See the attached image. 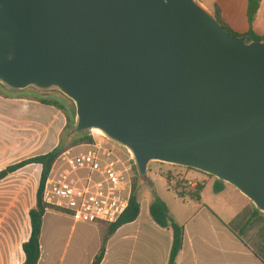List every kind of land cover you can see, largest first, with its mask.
<instances>
[{
    "label": "water",
    "instance_id": "1",
    "mask_svg": "<svg viewBox=\"0 0 264 264\" xmlns=\"http://www.w3.org/2000/svg\"><path fill=\"white\" fill-rule=\"evenodd\" d=\"M0 84L58 92L143 178L192 168L264 213V39L201 0H0Z\"/></svg>",
    "mask_w": 264,
    "mask_h": 264
},
{
    "label": "crops",
    "instance_id": "2",
    "mask_svg": "<svg viewBox=\"0 0 264 264\" xmlns=\"http://www.w3.org/2000/svg\"><path fill=\"white\" fill-rule=\"evenodd\" d=\"M262 3L263 0L253 24H249L244 33L251 28L256 32V21ZM219 6L224 20L235 30L224 7ZM24 102V97H11L0 92L1 156L8 155L9 139L16 142L18 152L19 143L23 144L25 139V118L27 114L37 113L26 109ZM57 118L58 115L54 113L52 127ZM55 147L56 145L52 149ZM31 165L36 167L37 181L40 182L42 165L30 164L22 169ZM13 174L15 172L6 178ZM199 181L203 184L199 197L191 195L196 186L179 184L175 194L164 196L156 190L155 197H145L140 201L138 218L122 225L108 237L106 253L101 264H169L173 232L158 225L152 218L150 205L156 198L167 203L170 215L184 227L183 247L175 264H264V213L230 183H225L222 191L215 192V178L209 181V177L205 175ZM182 189L183 194H179ZM101 238L96 243L89 264H92L102 247ZM42 248L44 247L41 245ZM24 260L25 254L21 262L14 264H21Z\"/></svg>",
    "mask_w": 264,
    "mask_h": 264
},
{
    "label": "rangeland",
    "instance_id": "3",
    "mask_svg": "<svg viewBox=\"0 0 264 264\" xmlns=\"http://www.w3.org/2000/svg\"><path fill=\"white\" fill-rule=\"evenodd\" d=\"M201 1L212 10L215 3L222 5L236 31L244 33L249 27L248 0ZM256 32L264 35V0L257 17ZM0 92L11 97H24L25 108L37 112L27 114L25 118V139L23 144L19 143L18 152H16V142L9 139L8 155H0V170L22 159L45 153L58 145L67 125L66 115L54 106L41 103L40 99L57 100L64 105L68 113H71L73 105L69 100L58 92H39L33 89L14 92L1 84ZM54 113L58 115V118L52 127ZM88 133L91 140L70 147L74 152L86 149L87 144L95 139H102L101 134ZM102 142L114 148L123 158L129 155L127 149L117 143L105 138ZM170 172L179 174L184 182L188 179L200 182L199 180L205 175L209 177V181L212 180L209 175L197 170L153 162L148 168L146 178L135 171L136 194L140 201L145 197L148 199L155 197L156 190L164 196L175 194L176 188L166 177ZM37 180L36 167L31 165L19 169L15 174L0 181V264H9V262L14 264L17 261L21 262L24 258L22 244L29 238L31 231L29 210L36 205L39 184ZM184 182L180 185L186 186ZM109 226L106 223H97L96 226L83 222L74 223L63 211L56 209L49 211L44 217L41 236V245L44 248L41 249L39 264H89L97 241L102 237L103 242L109 236L107 232L105 233Z\"/></svg>",
    "mask_w": 264,
    "mask_h": 264
},
{
    "label": "built area",
    "instance_id": "4",
    "mask_svg": "<svg viewBox=\"0 0 264 264\" xmlns=\"http://www.w3.org/2000/svg\"><path fill=\"white\" fill-rule=\"evenodd\" d=\"M102 139L77 152L70 148L56 159L43 188V202L49 210L65 212L74 223L108 225L125 212L134 189L136 165L130 154L121 157ZM166 177L174 186L184 182L175 172ZM198 183L184 182L187 186Z\"/></svg>",
    "mask_w": 264,
    "mask_h": 264
},
{
    "label": "trees",
    "instance_id": "5",
    "mask_svg": "<svg viewBox=\"0 0 264 264\" xmlns=\"http://www.w3.org/2000/svg\"><path fill=\"white\" fill-rule=\"evenodd\" d=\"M262 0H248V19L250 25L253 24L256 14L260 8ZM214 13L223 24V26L231 33L235 35H248L250 40H261L264 39V35L257 34L252 28L247 33H239L235 31L223 18L221 7L218 4H215ZM41 103L49 106H54L55 108L63 111L66 115L67 125L64 129V134L60 138L58 145L53 148L51 151L43 154H38L24 160L18 161L16 163L10 164L5 168L0 170V181L9 176L10 174L18 171L19 169L30 165V164H40L42 165V174L39 182L38 190L36 193V205L29 210L30 225L31 231L29 238L22 244V249L25 254V260L21 264H39L41 258V236L44 223V217L47 211L50 209L47 204L43 202V188L46 181V178L52 168V165L56 159L70 147L77 145L78 143L90 141L91 137L89 133H78L74 129V111L71 110V113H68L64 105H62L57 100H51L47 98L40 99ZM138 174L137 167L135 168ZM192 169V168H189ZM194 170V169H192ZM206 174V173H205ZM209 175V174H207ZM212 178V175H209ZM225 183L220 182L215 178L214 191L220 192L224 188ZM181 186V185H180ZM176 190L179 189V186L175 187ZM203 189V184L198 183L195 187V190L191 193L194 197H199L201 190ZM137 184L135 182L132 196L130 198L129 204L125 212L118 219L117 222L109 226L107 234L111 236L115 231L124 224L131 223L135 221L140 215L141 203L137 194ZM179 194H183V189ZM150 213L154 221L164 227L171 229L173 232V243L170 253L169 264H175L176 259L183 247L184 241V227L180 225L175 219L170 215V211L167 203L160 199L156 198L150 205ZM108 236V237H109ZM104 239L102 242V247L99 253L95 256L92 264H101L106 253V243L107 239Z\"/></svg>",
    "mask_w": 264,
    "mask_h": 264
},
{
    "label": "bare ground",
    "instance_id": "6",
    "mask_svg": "<svg viewBox=\"0 0 264 264\" xmlns=\"http://www.w3.org/2000/svg\"><path fill=\"white\" fill-rule=\"evenodd\" d=\"M96 133H98V134H100V132L99 131H95Z\"/></svg>",
    "mask_w": 264,
    "mask_h": 264
}]
</instances>
